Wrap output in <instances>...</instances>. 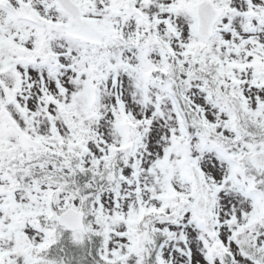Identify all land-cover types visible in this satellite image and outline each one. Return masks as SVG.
<instances>
[{"label": "snow or ice", "instance_id": "1", "mask_svg": "<svg viewBox=\"0 0 264 264\" xmlns=\"http://www.w3.org/2000/svg\"><path fill=\"white\" fill-rule=\"evenodd\" d=\"M63 230L264 264V0H0V264Z\"/></svg>", "mask_w": 264, "mask_h": 264}, {"label": "trees", "instance_id": "2", "mask_svg": "<svg viewBox=\"0 0 264 264\" xmlns=\"http://www.w3.org/2000/svg\"><path fill=\"white\" fill-rule=\"evenodd\" d=\"M97 240H98L97 238H90L88 240V242H85V245H83V246H80V245L76 244L80 249H77V248H75V246H73L74 254H75V256H73V258L77 257L78 252H76V250H80L81 252L83 250H86V253L88 254V256L92 257L94 255V251H95V248L97 246L96 244H98ZM66 248H68V247H66V245H64V243H62V242L60 244L57 243V244L53 245L52 246V249H53L52 256L56 257L57 259L62 258L63 257L62 251H65ZM61 249H62V251H61ZM80 251H79V254H80ZM68 259H70V257ZM71 262H72V264H74L73 260H71Z\"/></svg>", "mask_w": 264, "mask_h": 264}, {"label": "rangeland", "instance_id": "3", "mask_svg": "<svg viewBox=\"0 0 264 264\" xmlns=\"http://www.w3.org/2000/svg\"><path fill=\"white\" fill-rule=\"evenodd\" d=\"M70 250H73V247H69ZM84 251V252H83ZM82 252L80 251V254L78 253V256L76 259H82V261L86 262V259L88 258L86 256V250H83ZM93 261L91 260L90 263H92ZM81 264H84V263H81Z\"/></svg>", "mask_w": 264, "mask_h": 264}]
</instances>
